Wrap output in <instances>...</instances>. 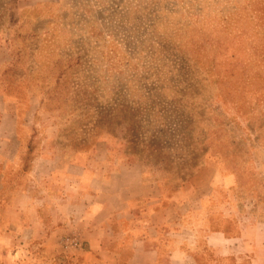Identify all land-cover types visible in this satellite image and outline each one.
<instances>
[{
    "label": "rangeland",
    "instance_id": "374dc122",
    "mask_svg": "<svg viewBox=\"0 0 264 264\" xmlns=\"http://www.w3.org/2000/svg\"><path fill=\"white\" fill-rule=\"evenodd\" d=\"M4 112L11 152L106 154L162 205L213 186L262 219L264 0H0Z\"/></svg>",
    "mask_w": 264,
    "mask_h": 264
},
{
    "label": "crops",
    "instance_id": "0c3cea01",
    "mask_svg": "<svg viewBox=\"0 0 264 264\" xmlns=\"http://www.w3.org/2000/svg\"><path fill=\"white\" fill-rule=\"evenodd\" d=\"M10 118L0 114V264H264V218L220 203L217 188L192 186L162 205L136 163L27 158L20 139L9 151ZM68 235L81 246L65 252Z\"/></svg>",
    "mask_w": 264,
    "mask_h": 264
},
{
    "label": "built area",
    "instance_id": "2783aa9c",
    "mask_svg": "<svg viewBox=\"0 0 264 264\" xmlns=\"http://www.w3.org/2000/svg\"><path fill=\"white\" fill-rule=\"evenodd\" d=\"M81 243L78 241V239L74 236H65L63 237V240L61 242L62 250L67 252L70 251L73 248L80 247Z\"/></svg>",
    "mask_w": 264,
    "mask_h": 264
},
{
    "label": "trees",
    "instance_id": "16d2710c",
    "mask_svg": "<svg viewBox=\"0 0 264 264\" xmlns=\"http://www.w3.org/2000/svg\"><path fill=\"white\" fill-rule=\"evenodd\" d=\"M130 135L132 136V138L130 139V141L133 142L135 136H134V134H130ZM122 137H124V135H122ZM137 139H138V138H136V140H137ZM197 170H198V169H197Z\"/></svg>",
    "mask_w": 264,
    "mask_h": 264
}]
</instances>
